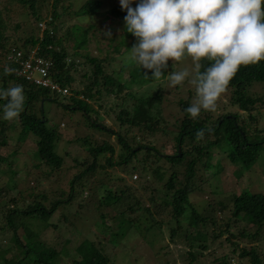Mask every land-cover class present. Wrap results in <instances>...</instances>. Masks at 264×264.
<instances>
[{"label":"trees","instance_id":"trees-1","mask_svg":"<svg viewBox=\"0 0 264 264\" xmlns=\"http://www.w3.org/2000/svg\"><path fill=\"white\" fill-rule=\"evenodd\" d=\"M62 1L18 0L24 9L29 8V13L36 20L41 21L47 16L48 26L44 34H34L35 29L26 31L21 22L16 23L12 29L26 32L27 37L21 45L37 46L40 54L54 61L53 74L56 79L63 86L73 89V95L70 96L73 104H67L65 108L83 111L86 123L91 126L89 130H81L80 133L84 135L79 136L78 139L81 142L78 143L79 153L86 151L85 155L89 156H86L85 161H81L80 154L75 155L72 160L68 159L72 152L70 155L59 154L57 143L61 136L59 125L62 119L52 123L46 116V110L43 109L45 103L53 101L48 88L35 86L13 71L7 74L12 78L15 77L17 81L15 85L23 86L25 104L18 118L10 121L0 118V145H8V137H14L20 145L25 136L30 135L38 149H33L35 158L31 159L29 155H25L27 157H24L18 171L14 170V165L26 152H22L23 150L16 145L10 152V156L0 155V161L7 160L11 165L10 170L16 174V177L4 178L0 170V236L10 232L15 237L13 244L20 250L17 260L7 259L4 253H0L4 264H115L112 262V257L105 252L109 248L106 242L112 243L128 236L131 233L130 228L135 226V223L144 239L149 236L163 238L167 234L165 226L171 229V235L187 238L193 248L189 252L192 259L197 255L196 246L207 249L218 240L222 233L229 232L228 239L234 245V249L231 253L219 257V264H231L233 256L230 254L234 255L240 249L239 243L231 240L233 237L258 242V244L242 247L239 258L250 256L251 264L264 263V191L255 190L248 181L251 178L250 172L264 155V127L258 124L264 116V60L240 67L226 91L221 94L226 98L221 113H216V110L202 111L197 119H190L185 109L193 102L191 96L186 100L172 99L165 96L162 88L151 92L153 87L151 85L154 82L150 78L151 70L141 69L134 61H131L124 62L120 73L108 74L105 73L106 56L101 58L86 54L84 56L86 61H78L76 59L78 54L71 53L66 46L63 48L65 37H61L59 31L64 26L66 14L69 13L61 3ZM60 4L64 11L59 10ZM100 6L101 0H88L78 13H95ZM2 11L3 9L0 8V48L4 51L0 54V89H5L8 77L4 74V68L6 66L10 68L5 56L6 53L11 52L12 45L8 46L11 38L4 32L7 24ZM109 12L119 18L118 20L114 18L116 24L125 25L124 17L127 12L121 5L110 9ZM35 27L41 29L40 26L35 25ZM67 35L74 36V31H68ZM87 36L88 32L85 33L80 46L86 43ZM121 37L114 45L116 51L120 50L122 44H126L127 46L120 51L124 53L137 43V38L126 30ZM129 37L131 43L128 41ZM16 44L22 47L14 43ZM69 58L72 59L69 61ZM86 63L92 66L91 71L83 73L88 83L84 82L82 89L72 88L76 80V72L81 66L84 69ZM200 63V71H204L212 62L204 59ZM127 70L129 77L126 79L130 82L129 88L123 87L126 85L122 83ZM168 70L167 67L164 76L171 72ZM135 84L142 85V90L134 91L132 88ZM103 88L108 92H113L114 89L117 93L123 91L121 93L123 95L122 110L117 118L121 122L118 130L104 124H96V121L88 117L89 111L85 110L91 107L89 100L102 99ZM192 93L196 95L195 88ZM79 94H84L85 98H79ZM164 98L170 100L167 115H164L163 109L156 105L160 104ZM43 100L44 106L41 107ZM83 101L87 105L82 106ZM131 101H133L132 104H130ZM3 103L5 102L0 101V105ZM173 108H178V111L172 112ZM0 117H2V110H0ZM95 127L109 132L108 136L114 135L117 143L113 144L108 140L100 142L95 135H89V132L95 131ZM200 129L204 130V135L197 139L196 133ZM8 130L12 133H7ZM13 133L15 136H12ZM164 138L168 143L175 142L174 154L167 155L161 152L160 146L165 144L161 140ZM30 163L31 166L38 168L37 174L31 172ZM157 165L160 167H156ZM106 167H115L124 172L129 169L139 171V175H136L137 179L140 176L142 182H149L150 186L156 190L150 197L152 204L147 206L143 197L134 193L127 194L131 187L127 183V178L120 172L114 175V172L104 171L105 174L101 176L105 178L107 184L100 181L101 176L98 180H94L95 174L100 169L103 173ZM231 167H233L232 170ZM164 168H169L171 172H163ZM208 169H214L213 177L217 179V183H214L216 188L211 184L209 177L204 176V171ZM71 170H73V177L69 182L71 187L69 192L62 189L61 184H58L55 189L50 188V191L42 184L43 180L51 182L58 175L59 177L55 179L57 183H60V173ZM32 178L37 180V186H30L28 193L30 200L27 201L26 189L20 185V182L29 181ZM224 178L229 179L228 188L221 184ZM240 184L242 187L239 186ZM104 187L107 191L101 197L107 198L99 199V203H93L95 208L93 211L98 212V209L101 210L106 205H115L121 209L120 216L115 215L111 218L104 213L98 215L101 221L98 219L97 232L102 235L107 228L112 229L109 236L100 237L104 240V246L87 240L77 243L85 225L83 222L80 224L79 219L74 218L76 216L67 225V230L62 232L60 229L53 240L49 239L50 241L46 242L47 245L39 240L40 232L36 228L34 230L30 228L32 222L37 223V221H43L47 230L51 227H59L58 223H52L49 220L50 217H54L55 211H59L61 213L59 216L64 220L67 219V215L62 213L61 208L71 204L61 206L62 204L67 201L76 202V199L83 196L86 190L90 191V195L83 197L98 198ZM227 190H231L229 196L221 199L214 197L215 194L224 193ZM199 192L204 194L202 200L192 202V197L198 198ZM158 198L163 201L164 206L172 208L171 217L166 220L160 221L153 212L154 208L155 211L160 210V205L156 204L159 201ZM123 202L128 204L133 212L140 213L136 219L128 216ZM78 204H80L78 210L81 209L82 214L93 209H87L85 202ZM196 204L201 205V208H198ZM213 226L219 227V232L211 233L210 229ZM18 227H23L27 232L29 236L27 242L22 243L18 238ZM204 228L207 230L205 231ZM8 234L5 233L4 237ZM3 238H0L2 239L0 249H4L6 253L10 249L5 247L3 241L7 239ZM55 241L59 247L56 246ZM152 243L154 242L151 241ZM200 255H203V252ZM121 258L123 261L127 259L124 256ZM128 263L136 264L129 260Z\"/></svg>","mask_w":264,"mask_h":264},{"label":"rangeland","instance_id":"rangeland-1","mask_svg":"<svg viewBox=\"0 0 264 264\" xmlns=\"http://www.w3.org/2000/svg\"><path fill=\"white\" fill-rule=\"evenodd\" d=\"M88 0H63L61 3L64 4L65 8H67V13L65 18H64V26L62 29L59 31V35L61 37H65L64 39V47L68 48L71 53L78 54L77 58L78 61H86L84 56L86 54H90L93 56H99L101 58H104L105 56L107 57V61L105 64L107 65L105 68V73L108 74H118L121 71L122 65L125 63L131 62V58L129 57V52L130 50L122 53L120 51L127 46L126 44H122L120 47L119 51L115 50L114 45L117 44V40H120L122 37L121 35L125 31V25H118L114 22L115 19H119L116 16H113L110 14L109 10L121 5L120 0H101V6L99 7V10L95 13H87V14H80L78 11L86 4ZM136 3H138V0H135L133 3V7L136 6ZM59 10L64 11V9L61 7V4L59 5ZM50 7V5H49ZM0 8L3 9L2 11V16L7 24V28L4 29V32L7 36L11 38V40L8 43L12 45L13 47H17V44L14 45V43H18V45L24 44L25 38L27 37L26 32H22V30H17L14 31L12 28L13 26L21 22L23 25V29H26V31H31L32 29H35L34 34L42 33L44 34V26H48V19L47 16L43 18V20L38 21L36 18H34L30 13H29V8L24 9L23 5L18 2V0H0ZM51 10V9H50ZM25 22V23H24ZM42 22V24H39ZM36 26H41L42 31L40 29H36ZM77 26V27H76ZM73 30L74 31V36L72 35H67V32ZM110 31L111 32V37H108L106 33ZM88 32L87 36V41L85 44H82L80 46V42L83 40L85 33ZM113 38V39H112ZM128 41L131 43V38L129 37ZM62 43V44H63ZM30 45V44H28ZM61 45V44H60ZM22 46V45H21ZM34 48H37L35 46ZM20 50L19 48H17ZM72 58H69V61ZM168 69L172 71H181V70H188L193 76L195 75L196 69H195V63L190 56H185L182 58L180 61L174 62L169 59L168 61ZM79 67V65H78ZM92 66L90 63H86L85 68L83 69V66L79 68V71L76 72L75 78L76 80L73 83L72 88L76 89H82L84 86V82L88 83L87 79L83 76V73L86 71H91ZM168 70V71H169ZM170 72V73H171ZM167 74V76L162 77L161 80H156L153 82V87H151V92L157 91L159 88L163 89V92L165 96H169L172 99L175 98H182L186 100V98H189L191 96V100L194 102L196 100V95L194 96L193 88H195L194 85L190 84L188 80H186L184 83L181 85H177L175 87H172L169 89L166 80L167 77L170 75ZM8 77L7 79V87L5 89L14 86L15 83L17 82L15 77L13 78L10 75H6ZM129 77V71H125V74L122 79V83H124L126 86L123 85V87H128L130 85L129 80L126 78ZM83 80V81H82ZM16 81V82H15ZM142 85L135 84L133 85V90H142L143 87ZM112 88V87H109ZM129 88V87H128ZM145 88V86H144ZM50 92V90H49ZM73 92V89H72ZM123 92V91H122ZM121 92V93H122ZM121 93H117L114 89L113 92H108L104 88L102 89V99L99 100H89V104L91 107L88 109L85 108L86 112L89 111L88 117L93 119L92 121H96V124H104L106 126H110V128L114 130L120 129V119L118 118V115L120 111L122 110V103H123V95ZM79 98L84 99L85 95L84 94H79ZM53 101L49 103H45V106L41 104V107L44 106L43 109L46 110V116L50 118V121L52 123L58 122L59 120L62 119V122L60 123V139L58 140L57 143V152L59 154H66L70 155L71 152L72 154L68 156V159L72 160V158L80 154L79 160L85 161L86 156L85 155L86 151H82V153H79V148H78V143H81L78 141L79 136H83L84 134L80 133L81 130H89L91 126L86 123V116L84 115L83 111L75 108H65V106L69 104H73V101L69 97H54L52 95ZM224 96H220L217 100V107H216V113H221L223 111L224 107V101H225ZM71 100V101H70ZM169 99L164 98L160 104H156L159 108L163 109V112L165 113L164 115H167L170 109L169 106ZM133 101L130 102L132 104ZM176 103V102H175ZM62 104V105H61ZM87 105L85 101H83L82 106ZM178 108H173L172 112H176ZM41 110V109H40ZM42 111V110H41ZM242 112L241 110H239ZM260 127H264V116L263 118L258 122ZM95 131L89 132V135H95L100 142L103 140H108L113 144L117 143V139L115 138L114 135L108 136L109 132L104 131L103 129H97L95 127ZM12 133V131L8 130L7 133ZM12 136H15L13 133ZM28 136V137H27ZM161 142L165 143L164 145H161V152L167 155H172L175 153V142H166V138L162 139ZM8 145H0V155L3 156H10V152L15 148L14 146H19L22 152H26L24 156L20 157L19 162L14 165V170L18 171V169L22 166L23 159L24 157H27L25 155H29L30 158L32 159L33 157L35 158V155L33 153V149L37 150L38 147L35 144V141L32 139V136L26 135L23 141L21 142L20 145L17 144L16 139L14 137H8L7 140ZM119 147V146H118ZM82 149V148H81ZM72 150V151H71ZM89 160H92V158H89ZM33 163V162H32ZM66 163V161H65ZM13 165V164H12ZM257 166L254 167L251 174V178L248 179L249 184L251 187H254L255 190H263L264 191V155L259 159ZM30 168H32L31 172L37 174L38 168L34 165L31 166V163L29 164ZM11 165L8 163L7 160L5 161H0V170L3 173L4 178L10 177H16V174L10 170ZM156 167H160V165H157ZM179 168H181L179 166ZM233 167H231L232 170ZM124 170H127L123 168ZM105 172H114V175L118 172L121 173V175H124L125 178L128 180V184L131 187V190L127 191V194H136L139 197H143L144 202L148 205H151V200L150 197L154 195V190L151 186L150 183L145 181L142 182L141 178L137 179L136 175H139V171H133L132 169H129L127 172H124L120 169L117 168H112V167H106L103 170V173L101 172V169L97 174H95V179L98 180V177L101 175L105 174ZM163 172L170 173L171 170L169 168H164L162 170ZM231 172V171H230ZM214 174V169H208L204 171V176L209 177V180L211 184H213V187H215L214 183H217V179L213 177ZM152 177V175H150ZM59 177L58 176H55ZM61 181L60 183L56 182V179H52L51 182H45L43 180L42 184L48 188V191H50V188H57L58 184H61L60 187L62 189L66 190L67 192L70 191L71 187L69 185L70 180L73 177V170L71 171H62L60 173ZM100 181L103 183H106V180L103 176H101ZM35 178L30 179L29 181H24L20 182V185L25 187L27 190V195L30 192V186H37V180ZM118 183H121V181L113 179ZM100 182V184H101ZM112 183V182H111ZM229 179L224 178V181H221V184H224L226 188L229 187ZM248 183V182H247ZM107 184V183H106ZM123 184V183H122ZM207 184V182H206ZM244 184V183H243ZM242 187V184L239 185ZM92 187V186H91ZM252 189V188H251ZM226 190V189H225ZM107 191V188L104 187L100 191V196L98 198L96 196H89L87 198L83 197L84 195H90V191L86 190L83 193V196H79L76 199V202L70 203L67 201V203L62 204L61 206L66 207L61 208L62 213L67 215V219L64 220L63 217L59 216L61 213L59 211H55L54 217H50V222L58 223L59 227L54 228L51 227L49 230L45 229L44 227V222L42 223L41 221H37V223L32 222L30 228L34 230L35 228L37 231L40 232L41 236L39 240L41 242H49V239L55 238L56 234L59 232L61 229L62 232L67 230V225L70 224L72 218L79 219V223L81 224L83 222L84 226V231L81 233V237L77 243H83L84 241H93L97 245H102L104 246V240L103 238L105 236H109V234L112 232L111 228H107L105 234L100 235L97 232V228L99 226L98 224V219L100 220L101 218H98L99 214H108L107 216H110L111 218L114 217L115 215L120 216L121 209H119L115 205L111 206H104L101 210L98 209V212H94V204L93 203H99V199H106L105 197H101V195H104ZM231 190H227L226 192L222 193H217L214 195L217 199L225 198V196H229ZM200 193V192H199ZM198 193V194H199ZM202 193L197 196L198 198L192 197V202H197L196 200H202ZM206 198V197H205ZM159 199V198H158ZM156 199V200H158ZM208 200V198H206ZM30 200V197L28 195L27 201ZM86 203L87 209L93 208L90 212L86 214H82V210L79 209L78 207L80 204L78 203ZM153 202V201H152ZM207 203V201L205 200ZM155 203V202H154ZM205 203V205H206ZM125 210L128 212V216L132 219H136L140 213L138 212H133V209L129 207L128 204H125ZM160 205V210L155 211V208L153 210L154 214L156 215V218L161 220H166L167 218L171 217V206H164L163 201L159 199L158 203ZM135 206V204H134ZM198 208H201V205H197ZM66 208V209H65ZM77 208V209H76ZM151 208V207H150ZM78 212V213H77ZM219 212V211H217ZM72 213V215H71ZM82 214V215H81ZM219 216H221L220 212L218 213ZM109 217V218H110ZM43 219V218H42ZM119 218L117 217V220ZM108 220V219H107ZM101 221V220H100ZM144 221V219H143ZM136 223L135 226H132L129 230L131 232L128 234V236L118 239L116 241H112V243H107L109 248L105 251L106 254L110 255L112 257V262L115 264H129V261L136 262V264H165L168 262L169 264H219L220 261L218 260L219 257H222L226 254L231 253V251L234 249V245L229 242L230 234L229 232H224L221 234V236L216 240V242L209 246L207 249H202L200 247L196 246V252L197 255L194 259H192L190 255V251L193 250L191 247L190 241L185 238V237H180L178 235L170 233V228L166 227V232L165 236L163 238L160 237H150L147 239H144L143 234L141 233V230L136 228ZM206 231L207 228H204ZM212 231H217L219 232V227H212L210 229V232ZM9 233L6 237H4V234ZM3 236L1 235L0 238H6L7 240L3 241L5 244V247L8 250L5 253L4 249H0V253H4L5 258L7 259H19V254H18V247H16L13 242L15 243V237L10 232H5ZM17 234L18 238L21 239L22 243L27 242V238L29 237L27 232L24 230L23 227H18L17 229ZM158 236V235H156ZM103 237V238H100ZM3 238V239H4ZM154 243L151 244V241ZM2 239H0L1 241ZM232 241L238 242L240 249L237 251L236 254L232 255L233 256L231 260V264H251L250 256L242 257L239 258L240 253L242 252V247L244 246H249V245H254L258 244L252 241H248L247 239H241V238H231ZM12 243V247H11ZM46 243V245H47ZM56 243V241H55ZM88 243V242H87ZM89 244V243H88ZM54 245V244H53ZM56 246L58 244L56 243ZM203 252V255H200V253ZM118 256V257H115ZM124 256L127 259L125 261L122 260L121 257ZM0 264H4L2 256H0ZM264 264V263H261Z\"/></svg>","mask_w":264,"mask_h":264},{"label":"clouds","instance_id":"clouds-1","mask_svg":"<svg viewBox=\"0 0 264 264\" xmlns=\"http://www.w3.org/2000/svg\"><path fill=\"white\" fill-rule=\"evenodd\" d=\"M134 2L120 0L127 12L125 30L137 38L128 55L141 69L151 70V77L145 73L146 76L161 80L169 59L174 65L185 56L196 62L194 76L185 69L172 71L166 80L169 89L186 80L195 86L197 98L185 109L190 119H197L202 111L216 110L218 98L241 66L264 60V0H138L133 7ZM106 35L111 37V32ZM204 59L212 63L200 71V61ZM54 70L53 61L51 75L60 90L48 88L50 94L72 97V89L56 79ZM12 71L4 68L5 75ZM0 101L5 102L0 105V118H18L25 104L23 86L0 89ZM203 135V129L197 130V139Z\"/></svg>","mask_w":264,"mask_h":264},{"label":"built area","instance_id":"built-area-1","mask_svg":"<svg viewBox=\"0 0 264 264\" xmlns=\"http://www.w3.org/2000/svg\"><path fill=\"white\" fill-rule=\"evenodd\" d=\"M3 53L4 51L0 48V54ZM5 58L13 72L19 77L25 78L29 83L52 90H60L59 84L51 75L53 61L39 54L38 48L18 50L17 47H12L11 52L6 53ZM234 264L236 263L234 262Z\"/></svg>","mask_w":264,"mask_h":264},{"label":"water","instance_id":"water-1","mask_svg":"<svg viewBox=\"0 0 264 264\" xmlns=\"http://www.w3.org/2000/svg\"><path fill=\"white\" fill-rule=\"evenodd\" d=\"M181 154V153H180Z\"/></svg>","mask_w":264,"mask_h":264}]
</instances>
